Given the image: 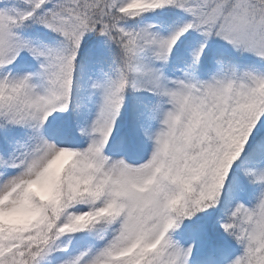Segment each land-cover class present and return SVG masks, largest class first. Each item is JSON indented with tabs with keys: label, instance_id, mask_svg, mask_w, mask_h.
<instances>
[{
	"label": "snow or ice",
	"instance_id": "1",
	"mask_svg": "<svg viewBox=\"0 0 264 264\" xmlns=\"http://www.w3.org/2000/svg\"><path fill=\"white\" fill-rule=\"evenodd\" d=\"M0 264H264V0H0Z\"/></svg>",
	"mask_w": 264,
	"mask_h": 264
}]
</instances>
